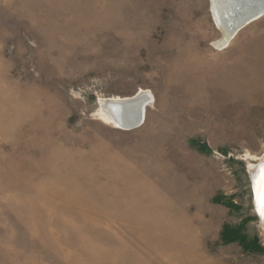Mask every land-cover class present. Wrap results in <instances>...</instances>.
Segmentation results:
<instances>
[{
    "label": "rangeland",
    "instance_id": "rangeland-1",
    "mask_svg": "<svg viewBox=\"0 0 264 264\" xmlns=\"http://www.w3.org/2000/svg\"><path fill=\"white\" fill-rule=\"evenodd\" d=\"M221 37L209 0H0V264H264V16Z\"/></svg>",
    "mask_w": 264,
    "mask_h": 264
},
{
    "label": "bare ground",
    "instance_id": "bare-ground-1",
    "mask_svg": "<svg viewBox=\"0 0 264 264\" xmlns=\"http://www.w3.org/2000/svg\"><path fill=\"white\" fill-rule=\"evenodd\" d=\"M210 11L215 25L221 31L222 37L214 42V45L220 49L224 48L233 37L247 24L255 21L262 16L254 17L247 23H244L245 17L264 9V0H209ZM152 93L149 90L139 89L134 95L129 97H98L96 115L98 119L113 128L121 129L122 121L118 114L124 113V120L127 119L135 124V128L141 126L145 121L146 110L149 107ZM124 103L120 109H115L110 103ZM114 104V103H113ZM126 121V120H125ZM125 130V129H121ZM255 158V157H254ZM249 171L254 187V202L259 222L264 229V216H261L258 207V188L260 187L261 178L264 177V154L258 164H249ZM252 187V188H253ZM258 217V216H257Z\"/></svg>",
    "mask_w": 264,
    "mask_h": 264
},
{
    "label": "water",
    "instance_id": "water-1",
    "mask_svg": "<svg viewBox=\"0 0 264 264\" xmlns=\"http://www.w3.org/2000/svg\"><path fill=\"white\" fill-rule=\"evenodd\" d=\"M264 13V9H258L257 12H253L251 15L245 17V20H244V23H247L248 21H250L251 19H253L254 17H257V16H260ZM114 103V104H113ZM111 106H113V108L115 109H120L122 107V105H125L124 103L122 104L121 102L120 103H116L115 102H112L110 103ZM124 113H123V116H122V113L121 114H118V118L122 121V125L120 128L121 129H125V130H131L135 127V124L131 123L129 120L127 121V119L124 120Z\"/></svg>",
    "mask_w": 264,
    "mask_h": 264
},
{
    "label": "snow or ice",
    "instance_id": "snow-or-ice-1",
    "mask_svg": "<svg viewBox=\"0 0 264 264\" xmlns=\"http://www.w3.org/2000/svg\"><path fill=\"white\" fill-rule=\"evenodd\" d=\"M258 207L261 216H264V177L261 178L260 187L258 188Z\"/></svg>",
    "mask_w": 264,
    "mask_h": 264
}]
</instances>
